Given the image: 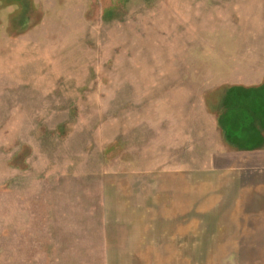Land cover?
Returning a JSON list of instances; mask_svg holds the SVG:
<instances>
[{
    "label": "rangeland",
    "instance_id": "obj_1",
    "mask_svg": "<svg viewBox=\"0 0 264 264\" xmlns=\"http://www.w3.org/2000/svg\"><path fill=\"white\" fill-rule=\"evenodd\" d=\"M239 107L264 0H0V264H247L188 193Z\"/></svg>",
    "mask_w": 264,
    "mask_h": 264
},
{
    "label": "crops",
    "instance_id": "obj_2",
    "mask_svg": "<svg viewBox=\"0 0 264 264\" xmlns=\"http://www.w3.org/2000/svg\"><path fill=\"white\" fill-rule=\"evenodd\" d=\"M240 107L222 120L214 118L218 128V121L224 122L221 127L226 130L227 141L221 145L217 142L215 151L220 155L211 160L209 180L196 178L192 181L197 187H193V192L191 180H187L188 193L197 195L192 201L200 198L206 202L204 207L211 215L223 213L224 207L230 208L226 216L239 241L233 248L245 250V263L264 264V116L253 119ZM174 180L169 183V190L175 185ZM150 217L147 222L154 224V215ZM249 249L255 251L246 254Z\"/></svg>",
    "mask_w": 264,
    "mask_h": 264
}]
</instances>
